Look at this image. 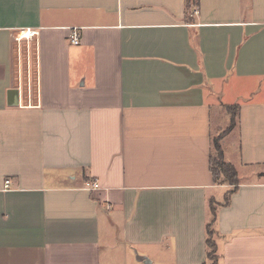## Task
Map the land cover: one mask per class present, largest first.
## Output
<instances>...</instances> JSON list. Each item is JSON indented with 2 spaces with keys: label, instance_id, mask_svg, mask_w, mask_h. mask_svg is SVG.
<instances>
[{
  "label": "crops",
  "instance_id": "obj_1",
  "mask_svg": "<svg viewBox=\"0 0 264 264\" xmlns=\"http://www.w3.org/2000/svg\"><path fill=\"white\" fill-rule=\"evenodd\" d=\"M195 1L0 0V264H264V0Z\"/></svg>",
  "mask_w": 264,
  "mask_h": 264
},
{
  "label": "trees",
  "instance_id": "obj_2",
  "mask_svg": "<svg viewBox=\"0 0 264 264\" xmlns=\"http://www.w3.org/2000/svg\"><path fill=\"white\" fill-rule=\"evenodd\" d=\"M187 5H186V9L189 10L192 1L194 2L195 0H186ZM197 5V2L195 1V5ZM188 7V8H187ZM225 111L227 112V114L230 116V126L229 128L219 137H217V139H213L212 140V150L215 151L216 153V157H212V154L210 156V172L213 178L214 183H221V184H226V185H230L232 187H236L238 185V179L236 176V172L234 170V168L232 167V165L226 163L223 160V154H222V150H221V146L219 145V139H221L226 133H228L235 125L236 122V118L238 115V106L233 105V106H225ZM213 153V152H212ZM226 201H228V196H226L225 198ZM213 202L210 203V207H211V213H212V221L214 220V210H213ZM206 246L208 249L207 252V259L213 263L214 262V252H215V246H214V242L212 240V231L208 227L206 228Z\"/></svg>",
  "mask_w": 264,
  "mask_h": 264
},
{
  "label": "rangeland",
  "instance_id": "obj_3",
  "mask_svg": "<svg viewBox=\"0 0 264 264\" xmlns=\"http://www.w3.org/2000/svg\"><path fill=\"white\" fill-rule=\"evenodd\" d=\"M32 49H33V44L31 42H24L21 46V59L18 57L17 58V66H19V68L21 67V69H28V66L27 64L29 63V57H30V53L32 52ZM19 59L21 60V62L19 61ZM32 62V61H31ZM26 80V78H24ZM32 81V80H31ZM32 83V82H31ZM25 88V91H24V96H25V103H27V101H31L33 100V94H34V86L33 84H31V87H30V90H26V87ZM219 98L221 99L222 101V97H221V94H219ZM221 109V107L219 108ZM213 115H214V124H218L219 125V121H218V116L220 117V125L221 126V129L222 131L220 130V132L218 134H216L214 136V139L219 136H221L230 126L231 122H229V117L227 118L226 122H225V125L223 126V116H222V111L221 112H218L216 108H213ZM233 129V128H232ZM231 129V130H232ZM224 144H225V147L226 148H229L230 150V153H232V148H234L235 146L233 147H230L231 145L234 144V137L232 136H229L226 138V140L224 141ZM212 157H216V153L215 151L212 150Z\"/></svg>",
  "mask_w": 264,
  "mask_h": 264
},
{
  "label": "built area",
  "instance_id": "obj_4",
  "mask_svg": "<svg viewBox=\"0 0 264 264\" xmlns=\"http://www.w3.org/2000/svg\"><path fill=\"white\" fill-rule=\"evenodd\" d=\"M194 14H197V10L194 11ZM36 35L35 31L30 30H21L17 33L16 39L17 41L20 40H29L33 38ZM68 41L71 45H78L79 44V35L77 28H72L70 31V34L68 36ZM5 186L7 187L9 184V181L4 182ZM84 189L87 191H94L98 189V183L96 180H91L88 182H85Z\"/></svg>",
  "mask_w": 264,
  "mask_h": 264
},
{
  "label": "water",
  "instance_id": "obj_5",
  "mask_svg": "<svg viewBox=\"0 0 264 264\" xmlns=\"http://www.w3.org/2000/svg\"><path fill=\"white\" fill-rule=\"evenodd\" d=\"M7 96V105L10 107H16L19 105V90L16 89H9L6 93ZM137 259L143 263H149L145 258L137 257Z\"/></svg>",
  "mask_w": 264,
  "mask_h": 264
}]
</instances>
